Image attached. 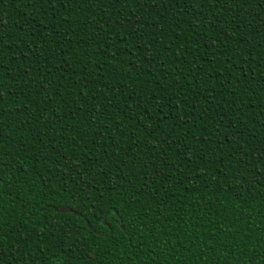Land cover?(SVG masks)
Instances as JSON below:
<instances>
[{"label": "trees", "instance_id": "1", "mask_svg": "<svg viewBox=\"0 0 264 264\" xmlns=\"http://www.w3.org/2000/svg\"><path fill=\"white\" fill-rule=\"evenodd\" d=\"M247 4L0 0V264H264Z\"/></svg>", "mask_w": 264, "mask_h": 264}, {"label": "snow or ice", "instance_id": "2", "mask_svg": "<svg viewBox=\"0 0 264 264\" xmlns=\"http://www.w3.org/2000/svg\"><path fill=\"white\" fill-rule=\"evenodd\" d=\"M57 2H60L61 5H62L63 7H67L68 4H69L70 2H72V0H57ZM76 2L78 3L79 0H76ZM221 2H227V3H230L231 0H221ZM237 2L239 3V0H237ZM55 6H56V4L53 3V4H52V7L54 8ZM241 6H245V5L242 4ZM217 7H219V4L217 5ZM247 7L252 8V9H254L255 11L260 12L262 15H264V0H248ZM220 10L223 11L222 8H221ZM139 23H140V22H139V20L137 19V20H136V26H137V28L139 27ZM98 34H99V33H98ZM137 44H139V41H137ZM129 47H131V46H129ZM261 79H264V75L261 76ZM0 95H2V92H0ZM154 146H155V145H154V143H153V147H154Z\"/></svg>", "mask_w": 264, "mask_h": 264}, {"label": "water", "instance_id": "3", "mask_svg": "<svg viewBox=\"0 0 264 264\" xmlns=\"http://www.w3.org/2000/svg\"><path fill=\"white\" fill-rule=\"evenodd\" d=\"M59 210H60V211H63V212H65V211H72V212H74V213H78V212H76L75 210H72L69 206H66V207L60 208ZM78 214H79V213H78ZM88 224L90 225L89 222H88Z\"/></svg>", "mask_w": 264, "mask_h": 264}]
</instances>
